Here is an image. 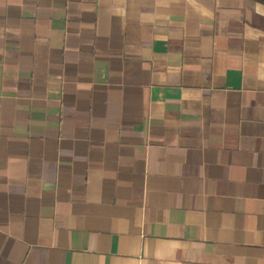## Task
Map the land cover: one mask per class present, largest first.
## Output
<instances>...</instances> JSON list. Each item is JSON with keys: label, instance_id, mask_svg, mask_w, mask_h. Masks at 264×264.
Segmentation results:
<instances>
[{"label": "crops", "instance_id": "0c3cea01", "mask_svg": "<svg viewBox=\"0 0 264 264\" xmlns=\"http://www.w3.org/2000/svg\"><path fill=\"white\" fill-rule=\"evenodd\" d=\"M0 264H264V4L0 0Z\"/></svg>", "mask_w": 264, "mask_h": 264}, {"label": "trees", "instance_id": "16d2710c", "mask_svg": "<svg viewBox=\"0 0 264 264\" xmlns=\"http://www.w3.org/2000/svg\"><path fill=\"white\" fill-rule=\"evenodd\" d=\"M254 1L264 4V0H254Z\"/></svg>", "mask_w": 264, "mask_h": 264}]
</instances>
